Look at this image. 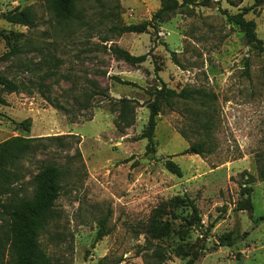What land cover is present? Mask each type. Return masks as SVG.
I'll list each match as a JSON object with an SVG mask.
<instances>
[{"label":"rangeland","instance_id":"rangeland-1","mask_svg":"<svg viewBox=\"0 0 264 264\" xmlns=\"http://www.w3.org/2000/svg\"><path fill=\"white\" fill-rule=\"evenodd\" d=\"M203 1L152 22L145 33L118 34L112 26L149 22L161 0H81L65 21L55 19L43 0H0V76L34 85L31 95L0 86V143L16 136L43 140L33 142V153L21 161L14 195L31 196L41 162L63 172L53 219L39 236L52 264H155L156 246L166 254L162 264H187L185 252L200 253L194 264H264V181L257 178L264 165V56L228 20L245 13L264 45V0ZM15 10L27 11L31 26L5 17ZM112 47L148 56L130 65ZM159 80L176 91L203 89L216 98L207 108L178 103L175 111L164 110L155 118V152L146 154L139 137L148 120V92L160 87ZM92 84L107 98L94 96ZM120 98L136 102L134 124L123 133L110 111ZM195 111L213 118L214 149L203 157L182 154L200 138L190 121ZM22 121L29 131L17 126ZM56 136L62 138L46 141ZM168 159L181 177L166 170ZM247 176L254 178L251 213L239 187ZM174 197L194 199L202 226L181 237L192 221L190 210L170 205L162 220L171 232L150 240L152 211ZM9 199L0 197L1 241L7 221L1 205ZM107 215L108 234L94 242Z\"/></svg>","mask_w":264,"mask_h":264},{"label":"trees","instance_id":"trees-1","mask_svg":"<svg viewBox=\"0 0 264 264\" xmlns=\"http://www.w3.org/2000/svg\"><path fill=\"white\" fill-rule=\"evenodd\" d=\"M81 0H43L48 10L53 14L58 21L72 20L75 13L76 3ZM193 0H181L179 3L177 0H161L159 9L152 15L149 22H143L139 24L112 26L111 30L116 31L118 34L133 33L142 34L145 33L148 26L155 22L160 21L164 16L174 13L184 6L191 5ZM207 5L208 1L205 0L202 3ZM245 13L240 12L234 15H229L228 20L237 25L243 32V36L246 45L255 50L260 55L264 56V45L260 39L257 38L255 33V23L244 18ZM8 20L16 22L24 26H31L32 17L27 11L15 10L13 13L5 16ZM4 39H8L4 36ZM11 51H14L12 49ZM112 53L119 59L123 60L130 65H140L146 61L148 55L133 56L128 51L118 47L111 48ZM173 55L175 53H172ZM175 60V59H174ZM176 62V61H175ZM59 63L55 59L54 66ZM154 70L157 72L159 69L155 65ZM50 72L46 73L37 86L38 89L42 86V81L49 77ZM124 85H131L132 83L119 81ZM160 87L153 91L148 92L150 96L149 101L146 103L149 114L146 124V129L140 135V139L146 140L145 153L150 154L155 152L154 143V131L156 127L155 118L164 112V110L175 111L177 104L182 103L184 105L188 103H196L200 107H208V103H212L215 100V95L204 91L203 89H189L182 88L179 91L168 88L162 81L159 80ZM93 85L91 93L94 96H101L107 98V93L104 90H97L96 85ZM0 86L8 93H26L32 94L34 85L32 83H16L13 80L6 79L0 76ZM0 103L4 104V101L0 99ZM136 102L129 98H120L111 102L110 111L116 113L114 119V125L121 133L126 128L133 126L135 120V105ZM186 107V106H185ZM195 114L190 117L192 122V130L194 133L200 136L196 142H191L187 149H185L183 155H197L203 157L213 152L214 143L212 141L211 131L214 127L213 118L206 116L200 111H195ZM24 131H29V122L22 121L16 123ZM183 138H187L184 131L180 132ZM62 136L48 137L46 141L54 142L59 141ZM42 138H23V137H11L0 143V197L8 196L10 201L1 205L6 216V231L3 241L0 240V264H52L49 257L40 247L39 236L40 232L49 224L53 219L55 202L60 195L61 181L63 177L62 169L59 165L49 162H41L38 172L32 177V194L28 196L14 195V185L22 179L21 173V161L33 153L32 143H41ZM164 166L171 174L181 177L182 172L180 167L168 159L164 162ZM257 178L260 181H264V165H259L257 169ZM254 182L252 176H247L243 183L240 184V192L245 196L246 210L251 213L252 206L250 203L251 187L249 186ZM170 205L182 206L189 208L192 221H187L186 231L180 233L181 237L188 235L189 228L194 226L200 228L201 219L199 217L198 208L194 199L189 197H174L167 202L162 203L156 207L148 220V226L146 227V234H148L150 240H161L164 236H168L171 232L170 225L164 222L162 219L164 216L170 214V211H166V208ZM176 215H173L175 217ZM108 215L99 221V228L94 239V242L102 239L108 234L106 229V222ZM264 221V216L259 219ZM185 221V220H184ZM212 225L206 227V231H209ZM222 242H228V235L221 240ZM151 244V243H150ZM181 249H179L180 251ZM156 258L155 264H162L165 260L166 254L163 247L156 246L152 253ZM183 256H190L187 264H194V262L200 257V253H183Z\"/></svg>","mask_w":264,"mask_h":264},{"label":"water","instance_id":"water-1","mask_svg":"<svg viewBox=\"0 0 264 264\" xmlns=\"http://www.w3.org/2000/svg\"><path fill=\"white\" fill-rule=\"evenodd\" d=\"M159 153V152H158ZM239 264H242V263H239Z\"/></svg>","mask_w":264,"mask_h":264}]
</instances>
